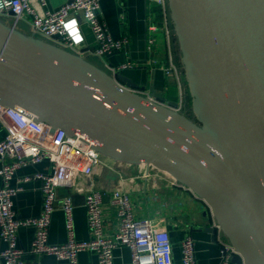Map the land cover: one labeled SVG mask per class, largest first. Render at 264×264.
Here are the masks:
<instances>
[{"label": "water", "instance_id": "95a60500", "mask_svg": "<svg viewBox=\"0 0 264 264\" xmlns=\"http://www.w3.org/2000/svg\"><path fill=\"white\" fill-rule=\"evenodd\" d=\"M167 3L194 117L1 18L0 105L169 173L207 203L232 262L264 264V0Z\"/></svg>", "mask_w": 264, "mask_h": 264}, {"label": "built area", "instance_id": "2783aa9c", "mask_svg": "<svg viewBox=\"0 0 264 264\" xmlns=\"http://www.w3.org/2000/svg\"><path fill=\"white\" fill-rule=\"evenodd\" d=\"M99 1L69 0L51 9L47 6V0H0V18L4 21L13 20L15 26L18 21L25 22L31 32L38 36L62 47L75 49L80 44V38L77 31H73L76 25L70 28L68 22L73 20L70 19L72 14L81 11L98 43L94 54L102 56L122 48L126 39H114L108 33L105 25L99 20L102 14ZM149 1L161 9L166 27L169 61L165 71L177 90L176 99L173 100L177 105L171 107L183 111L184 83L181 70L171 56L170 33L167 27L168 3L167 0ZM148 29L153 32L156 28L150 25ZM147 44H154L153 37L148 39ZM108 69L112 75H115L119 73L120 68L109 65ZM137 92L149 96L145 88ZM0 122L6 129V134L0 139L2 161L0 175L3 179L0 187V237L7 244L6 249L0 252L2 259L0 264H36L23 258L25 249L18 241V230L22 225H29L34 229L30 252L51 254L58 259L66 260L68 264H78L77 255L83 250L95 251L98 264H113L114 249L120 246L129 248L131 264H174L171 235L154 221L164 216L163 208L154 209L151 204V196H153L151 191L155 187L158 188L160 182L184 189L196 196L192 190L176 181L169 173L152 165L144 164L143 170L138 175L140 180H143L140 189L125 186L126 182L132 186L136 185V177L122 178L119 174L117 182L109 191L108 206L116 210L118 217L117 229L110 235L105 231L103 193L95 186L94 175L104 168L115 170L123 162L100 154L95 148L96 143L82 133L75 132L70 136L62 130L51 131L49 126L36 122L32 116L2 105H0ZM43 159L51 162L50 172H36L33 176L23 178L40 181L41 210L35 216L18 219L13 198L21 188L11 187L9 181L17 168L36 164ZM79 177L86 179L87 183H78ZM64 187L83 195L85 216L91 233L88 239L78 240L75 237L72 197L70 194L59 196V189ZM58 201L64 214L67 238L62 243L54 244L49 241L48 232ZM202 202L211 215V224L216 231L217 242L222 248V256L218 264H229L234 256L239 257L240 254L222 236L221 227L209 206L205 201ZM181 258L183 264H197L194 240L190 235L181 241Z\"/></svg>", "mask_w": 264, "mask_h": 264}, {"label": "crops", "instance_id": "0c3cea01", "mask_svg": "<svg viewBox=\"0 0 264 264\" xmlns=\"http://www.w3.org/2000/svg\"><path fill=\"white\" fill-rule=\"evenodd\" d=\"M47 1V6L53 9L69 0ZM99 8L102 12L99 20L105 25L112 38L126 39L124 46L102 56L94 54V50L98 46L97 40L89 23L78 12L71 15L70 19L73 18L74 21L70 20L68 26L72 28L73 25H76L73 31H77L80 44L75 49H67L72 51V53H78L85 57L110 74L112 72L108 69L109 65L119 67V73L121 72L139 85L144 86L148 94L153 88L157 93H161L166 97L167 100H170L167 98V92L170 89H174L177 95L176 86L169 80L168 73L165 71L169 61V49L166 27L159 6L149 0H100ZM168 19L167 27L170 33L171 56L181 70L177 39L170 17ZM7 21L13 24V20ZM17 25L31 33L27 23L18 21ZM150 25L155 26V31L151 32L148 29ZM151 37L154 39V44L148 45V39ZM127 64L129 65L125 66ZM5 134L6 129L0 122V139ZM1 165L2 161L0 159ZM143 168L144 164L141 163H122L115 170L104 168L94 175L95 186L102 190L104 197V225L108 234H113L118 224L116 210L108 206L109 191L117 182L119 174L122 178L136 177V185L132 186L126 182L125 186L131 189H140L143 180H140L138 175ZM50 171L51 162L48 159L16 169L9 184L11 187L21 188V191L13 198L14 210L18 219L37 215L42 206L40 181L33 178L24 180L23 178L25 176H33L36 172L48 173ZM77 180L81 184L87 183L84 178L79 177ZM2 184L3 179L0 175V187ZM151 192L153 195L151 196V204L154 209L163 208L162 214L164 216L158 217L154 221L157 225L164 227L171 235L174 264H183L181 241L187 235L193 237L197 264H218L222 256V248L217 242L216 231L211 232L208 230V227L213 228L212 219L202 200L184 189L167 186L165 182H160L159 187L153 188ZM68 194L71 195L73 200L75 237L78 240L88 239L91 233H89L85 216L86 209L83 195L70 191L68 187L59 189L60 197ZM63 215L60 201H58L53 211L48 232V238L51 243L59 244L66 241L67 232ZM33 233L34 229L29 225H22L18 230L19 245L25 249L23 258L26 261L35 262L36 264H68L66 260L58 259L51 254L30 252ZM222 236L226 239L223 233ZM6 245V242L0 237V252L6 249ZM130 253L129 248L126 246L114 249L113 264H131ZM77 259L78 264H98L97 254L91 250L80 251ZM0 261H2L1 258ZM229 264L235 263L231 260Z\"/></svg>", "mask_w": 264, "mask_h": 264}, {"label": "trees", "instance_id": "16d2710c", "mask_svg": "<svg viewBox=\"0 0 264 264\" xmlns=\"http://www.w3.org/2000/svg\"><path fill=\"white\" fill-rule=\"evenodd\" d=\"M180 65V64H179ZM183 73H182V80H183V83H184V90H183V100H184V112L186 115H188L189 117H194V114L191 110V97L189 95L190 92H188V89L186 87V83L184 81V78H183ZM176 92L174 89H170L168 92H167V98L170 99V100H175L176 99Z\"/></svg>", "mask_w": 264, "mask_h": 264}, {"label": "rangeland", "instance_id": "374dc122", "mask_svg": "<svg viewBox=\"0 0 264 264\" xmlns=\"http://www.w3.org/2000/svg\"><path fill=\"white\" fill-rule=\"evenodd\" d=\"M6 22V21H5ZM6 23H9V24H12V22H9L7 21ZM17 28H19L21 31L25 32V33H28L27 31H25V29H23L22 27H19V25H16ZM29 34V33H28ZM181 70H182V67H181ZM183 73V71H182ZM184 78V77H183Z\"/></svg>", "mask_w": 264, "mask_h": 264}]
</instances>
